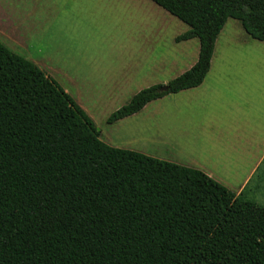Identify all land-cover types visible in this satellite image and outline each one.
<instances>
[{
  "label": "trees",
  "instance_id": "trees-1",
  "mask_svg": "<svg viewBox=\"0 0 264 264\" xmlns=\"http://www.w3.org/2000/svg\"><path fill=\"white\" fill-rule=\"evenodd\" d=\"M153 1L190 27L176 40L198 38V61L108 124L200 86L229 18L264 41V0ZM0 264H264V205L103 142L57 80L0 42Z\"/></svg>",
  "mask_w": 264,
  "mask_h": 264
},
{
  "label": "rangeland",
  "instance_id": "rangeland-1",
  "mask_svg": "<svg viewBox=\"0 0 264 264\" xmlns=\"http://www.w3.org/2000/svg\"><path fill=\"white\" fill-rule=\"evenodd\" d=\"M133 6L124 0H0V41L57 80L87 109L110 146L208 175L247 160V141L264 140V82H257L264 80V41L251 38L234 18L217 39L202 85L108 124L140 90L168 83L199 56L198 38L176 40L187 24L158 5L155 21L152 10ZM113 80H120L114 91L121 94L111 99L104 92ZM252 89L257 92H247ZM220 130L230 141L216 146ZM228 182L234 187L221 183L236 197L264 205V165L241 188L235 177Z\"/></svg>",
  "mask_w": 264,
  "mask_h": 264
},
{
  "label": "crops",
  "instance_id": "crops-1",
  "mask_svg": "<svg viewBox=\"0 0 264 264\" xmlns=\"http://www.w3.org/2000/svg\"><path fill=\"white\" fill-rule=\"evenodd\" d=\"M126 2V6L129 8L130 6L134 7L133 5L137 6V10L139 11L140 7L143 9V11L145 12L147 9L149 10V12L152 10L153 13V19L155 21V18L157 15V3L154 2L153 0H124ZM153 2V3H152ZM157 4V5H156ZM168 12V11H167ZM172 15V14H171ZM151 18V17H150ZM150 18H148V20L146 21V23H148V21L150 20ZM168 22H172V20L170 19V17L167 18ZM190 29V27H189ZM188 29V30H189ZM187 30V31H188ZM186 31V32H187ZM248 34V33H247ZM249 35V34H248ZM193 39H197V38H193ZM192 40V39H190ZM190 40H186V41H190ZM199 40V39H198ZM1 42V41H0ZM200 42V41H199ZM6 45V44H5ZM8 47V46H7ZM10 48V47H8ZM11 49V48H10ZM146 48H142L139 49L137 51V53H140L141 50H145ZM12 51H14L13 49H11ZM15 52V51H14ZM200 52V50H199ZM16 53V52H15ZM24 57V56H23ZM199 58V56H198ZM27 59V58H26ZM198 61V60H197ZM196 64V63H195ZM194 64V65H195ZM193 65V66H194ZM192 66V67H193ZM191 67V68H192ZM211 70V69H210ZM209 73V72H208ZM208 75V74H207ZM207 77V76H206ZM206 79V78H205ZM114 81H120V80H113L112 81V85H107L109 86L108 89L104 92V94L113 99L115 96H120L121 91H119L117 94L114 91ZM205 81V80H204ZM257 82H259V86L262 85V82H264V80H258ZM160 84V83H159ZM165 84V83H164ZM167 84V83H166ZM203 84V83H202ZM201 84V85H202ZM156 85V84H155ZM199 87V86H198ZM197 88V87H195ZM193 89V88H192ZM143 90V89H142ZM189 90V89H188ZM141 91V90H140ZM139 91V92H140ZM252 91L253 93H256L257 90L256 89H252V90H247V92ZM182 92V91H181ZM136 95V94H135ZM134 95V96H135ZM133 96V97H134ZM132 97V98H133ZM131 98V99H132ZM75 100V99H74ZM79 104V103H78ZM80 105V104H79ZM85 111L86 113L89 115L87 109L85 107H83L82 105H80ZM90 116V115H89ZM91 117V116H90ZM218 134L215 137V141H216V146L220 143V142H226V141H230V140H226L224 135H223V131L220 130L218 131ZM237 135V133H235V136ZM247 143L249 144L248 150H249V157L248 159H244L241 158L239 160H237V162L233 165V167L229 170V168L227 170L222 171L219 174H214V173H210V176H212L213 178H215L217 181L222 182L224 184H226L227 186H232V184H230L228 182V179H230V177H235L236 180L240 181V188L243 187L244 185L248 184L252 177H255L257 175V173L260 171V168L264 165V140L260 142L258 141H254L253 139H250L247 141ZM236 161V160H235ZM225 177V178H224Z\"/></svg>",
  "mask_w": 264,
  "mask_h": 264
},
{
  "label": "water",
  "instance_id": "water-1",
  "mask_svg": "<svg viewBox=\"0 0 264 264\" xmlns=\"http://www.w3.org/2000/svg\"><path fill=\"white\" fill-rule=\"evenodd\" d=\"M163 90H168V87H164Z\"/></svg>",
  "mask_w": 264,
  "mask_h": 264
}]
</instances>
